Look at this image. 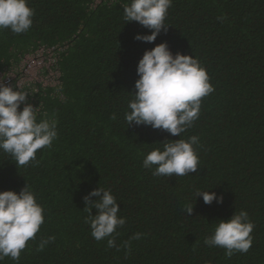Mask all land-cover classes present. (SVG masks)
I'll list each match as a JSON object with an SVG mask.
<instances>
[{
  "label": "trees",
  "instance_id": "16d2710c",
  "mask_svg": "<svg viewBox=\"0 0 264 264\" xmlns=\"http://www.w3.org/2000/svg\"><path fill=\"white\" fill-rule=\"evenodd\" d=\"M128 3L28 0L30 29H0V74L41 48L59 50V84L38 86L28 98L37 122L56 120L57 138L24 166L0 150V192L18 194L26 184L44 222L18 261L0 264H264V0H172L167 32L152 44L134 39L151 33L125 22ZM160 43L197 59L214 89L180 137L124 120L138 61ZM191 136L199 138L198 173L154 176V168H143L148 153L162 150L159 143ZM97 187L110 190L125 218L113 234L119 251L108 238L94 240L86 223L82 198ZM197 189L223 203L195 200ZM185 204H193L191 216ZM240 211L255 225L247 253L229 258L203 243L218 220ZM135 233L143 235L130 240ZM50 236L55 240L38 250Z\"/></svg>",
  "mask_w": 264,
  "mask_h": 264
},
{
  "label": "clouds",
  "instance_id": "9594fccd",
  "mask_svg": "<svg viewBox=\"0 0 264 264\" xmlns=\"http://www.w3.org/2000/svg\"><path fill=\"white\" fill-rule=\"evenodd\" d=\"M171 3L172 0H130L125 4V22H137L151 33L138 34L134 39L152 44L162 31L167 32L165 19ZM34 15L28 0H0V29L6 28L15 34L26 33ZM136 75L135 92L129 94L132 99L124 114L127 126H150L174 137H180L193 125L199 118L201 98L214 91L198 60L189 55L173 54L166 43L144 51L136 66ZM29 97V93L14 90L0 80V150L12 156L19 166L35 161L37 150L51 147L58 135L55 119L37 122V107L29 103ZM21 106L22 110H19ZM198 139L191 136L187 140L179 138L159 143L162 150L155 148L148 153L142 162L143 168H154V176L198 173L199 158L193 147L198 144ZM198 197L206 205L214 200L217 204L223 203V196L209 190L197 189L195 200ZM82 199L92 238L98 242L108 238L107 246L119 251L113 234L126 221L119 215L120 206L115 197L110 190L97 187ZM93 209L95 215L91 214ZM184 211L191 216L193 204H185ZM43 213L44 209L26 184L18 194L0 192V260L5 257L19 260L26 243L35 237L43 224ZM254 227L246 211L234 212L229 219L218 220L213 234L203 243L207 247L224 249L229 258L235 252L245 254L252 247ZM142 235L135 233L130 240H138ZM54 240V236L42 239L38 250H43ZM129 244L130 241L125 242L123 247L128 248Z\"/></svg>",
  "mask_w": 264,
  "mask_h": 264
},
{
  "label": "built area",
  "instance_id": "2783aa9c",
  "mask_svg": "<svg viewBox=\"0 0 264 264\" xmlns=\"http://www.w3.org/2000/svg\"><path fill=\"white\" fill-rule=\"evenodd\" d=\"M102 0H95V5L100 3ZM45 51H52L57 53L59 50H56L55 48H51V49H44L41 48L39 50H37L36 52H34L33 54L30 55H26L23 60L15 67H12L9 72L5 73V74H0V80H3V83L6 86L12 87L14 90L17 88V90L19 91H24L29 93V95H32L34 93H37L39 88L38 86H41L42 88L45 87H55L59 84V72L56 69V67L54 66L55 62H56V57L54 60V64L52 65L53 67V77L55 79V83L53 84H48L47 86H44L40 83H34L33 79L30 78V75H27L28 72L30 70H33L36 68V63L34 60H32L31 62H26L27 57L37 54L39 53H43ZM57 56V54H56ZM36 57V58H37ZM26 62L25 65H21L22 62ZM38 64H42L41 61H38ZM23 107V106H21Z\"/></svg>",
  "mask_w": 264,
  "mask_h": 264
},
{
  "label": "rangeland",
  "instance_id": "374dc122",
  "mask_svg": "<svg viewBox=\"0 0 264 264\" xmlns=\"http://www.w3.org/2000/svg\"><path fill=\"white\" fill-rule=\"evenodd\" d=\"M56 54L57 53L52 51H45L43 53H39L38 57L37 54L27 57L26 62L34 60L36 63V68L30 70L27 74L30 75V78L33 79L34 83H40L44 86L55 83V79L52 74L54 73L52 65L54 64ZM38 61H41L42 64L39 65ZM26 62L23 61L21 65H25Z\"/></svg>",
  "mask_w": 264,
  "mask_h": 264
}]
</instances>
